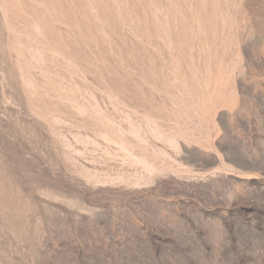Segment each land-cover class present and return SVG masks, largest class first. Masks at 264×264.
Wrapping results in <instances>:
<instances>
[{
    "label": "rangeland",
    "instance_id": "1",
    "mask_svg": "<svg viewBox=\"0 0 264 264\" xmlns=\"http://www.w3.org/2000/svg\"><path fill=\"white\" fill-rule=\"evenodd\" d=\"M0 264H264V0H0Z\"/></svg>",
    "mask_w": 264,
    "mask_h": 264
}]
</instances>
